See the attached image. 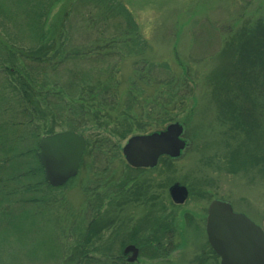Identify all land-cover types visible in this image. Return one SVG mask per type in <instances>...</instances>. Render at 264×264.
Returning a JSON list of instances; mask_svg holds the SVG:
<instances>
[{
	"label": "rangeland",
	"instance_id": "rangeland-1",
	"mask_svg": "<svg viewBox=\"0 0 264 264\" xmlns=\"http://www.w3.org/2000/svg\"><path fill=\"white\" fill-rule=\"evenodd\" d=\"M119 2L129 9L140 35L147 41L150 52L144 58L153 65H166L170 75L175 77L182 76L179 67L184 68L188 72L187 85L179 92L176 90V99L170 102L163 83L172 77L159 72L156 85H162L160 99L153 96L152 88H148L144 96H153L154 102L145 104L147 101L137 96L124 106L133 65L139 60L137 57H111L100 61L95 68L87 67L89 63L80 68L81 71L92 69L101 73L103 65L116 66L113 74L103 75L100 80L110 77L111 81L120 83L123 105L115 112H130L128 117L132 130L124 140L111 133L76 131L86 141V157L82 159L77 177L66 189L38 195L46 204L39 207L42 217L40 223L36 222L34 238V249L38 251L34 250L35 255L30 256L33 259L30 264L48 263V259L43 260V257L52 247L51 241L59 242L63 238L62 247L72 245L80 230L86 229L94 218H98L105 227L103 247L119 256L122 244H132L130 239L138 241L154 229L165 226L163 235L170 241L161 236L164 241H160L159 246L156 243H146L145 246L140 242L142 254L137 264H220L218 257L211 254L206 246L207 207L213 200L224 201L235 213L244 215L264 231V172L258 166L254 167V159L248 156L242 159L245 150L240 152L241 158H230L238 136L233 133L226 136L227 126L219 125L216 111L220 106L211 101V91L215 90L212 77L221 69L219 56L227 41L239 38L232 35H238L244 26L253 24L255 28L264 23V0ZM75 3L76 0H60L49 16L50 23H58L64 12ZM88 11L90 8L85 5L76 12V16L72 13L68 17L72 44L83 52L96 49L98 45L95 43L98 34L93 32V28L81 30V22L88 19L81 16ZM116 23L111 21L109 27L112 29ZM96 31L102 32L101 27ZM240 39V43L248 44V49L254 46L252 35H244ZM99 44L104 45L101 40ZM2 61L0 54V89L12 80L6 79L1 72ZM162 111L167 113V122H162L159 117ZM111 117L114 120L116 116L113 114ZM40 121L39 124L51 126L53 134L69 131L53 122ZM172 124L183 128L182 139L186 147L181 157L165 163L161 161L153 170L136 172L129 169L121 154L127 139L151 134ZM113 128L116 129L115 126ZM44 136L46 131L42 129L39 138ZM105 143L107 150L101 152L106 147ZM247 145L251 148H247L248 152L253 153V148L257 149L252 142ZM175 183L189 192L187 202L181 207L174 206L168 197V189ZM141 230L142 234L134 233ZM20 252L23 251L19 249ZM5 255L13 256L7 258L11 262L9 264H26L24 257L20 256L22 254L18 257L4 253L0 259L6 261ZM55 257L58 259L59 255Z\"/></svg>",
	"mask_w": 264,
	"mask_h": 264
},
{
	"label": "trees",
	"instance_id": "trees-1",
	"mask_svg": "<svg viewBox=\"0 0 264 264\" xmlns=\"http://www.w3.org/2000/svg\"><path fill=\"white\" fill-rule=\"evenodd\" d=\"M59 1L0 0V54L4 60L1 72L6 79H12L0 89V258L4 253L18 257L22 254L26 264L32 263L38 251L34 249L35 226L41 222L39 207L46 204L39 196L45 191L64 190L74 181L58 189L46 183L37 159V144L42 129L46 135L53 134L54 130L39 124L40 120L73 132L95 130L124 140L131 133L132 124L129 111L115 112L123 105L120 83L111 81L110 77L100 80L103 75L113 74L116 66L103 65L101 73L80 68L88 63L87 67L95 68L100 61L111 57H137L124 106L137 96L147 101L145 104L160 99L162 85H156L157 75L159 72L170 75L166 65H153L144 58L150 52L147 41L140 35L129 9L119 0H76L58 23L51 24L49 16ZM85 5L90 11L81 16L88 17L85 23L81 22V30L93 28L98 34L95 41L98 45L83 52L72 44L68 17L72 13L76 16ZM111 21L117 22L112 29ZM98 27L102 32L96 31ZM244 27L238 35H232L239 38H230L231 43L227 41L219 56L222 66L220 73L212 77L215 90L211 91V101L220 106L216 114L219 125L227 126L225 135L238 136L230 158H241L240 152L245 150L242 159L246 156L254 159V167L264 172V23L255 28L253 24ZM244 35L253 36L254 46L250 49L247 43H240ZM100 40L104 45L99 44ZM179 68L182 76L170 75L172 78L163 83L170 102L187 82V70ZM148 88L153 89L154 99L144 96ZM165 112L159 115L162 122L168 121ZM248 142L257 148H253V153L248 152L247 148L251 149ZM104 145L101 152L107 150ZM98 220L92 219L86 229H81L72 245L62 247L60 237L59 242L51 241L53 245L43 257L48 259L46 264H127L122 250L119 256L103 247L105 227ZM164 231L165 226L156 228L150 233V239L132 238L129 243L159 246L155 234L163 236ZM136 232L142 234V230ZM19 249L23 252L19 253ZM7 256L6 261L0 259V264L11 263L7 258L13 256Z\"/></svg>",
	"mask_w": 264,
	"mask_h": 264
},
{
	"label": "water",
	"instance_id": "water-1",
	"mask_svg": "<svg viewBox=\"0 0 264 264\" xmlns=\"http://www.w3.org/2000/svg\"><path fill=\"white\" fill-rule=\"evenodd\" d=\"M182 127L169 125L164 131L130 138L122 148L126 163L134 168H154L160 157L176 159L185 148ZM86 144L83 137L62 132L42 138L38 143L37 158L49 186L58 188L77 175ZM169 195L176 205L187 199V191L174 185ZM206 235L208 243L220 258L221 264H264V233L243 215L232 212L228 204L212 202L207 210ZM134 262L137 251L127 247Z\"/></svg>",
	"mask_w": 264,
	"mask_h": 264
},
{
	"label": "flooded vegetation",
	"instance_id": "flooded-vegetation-1",
	"mask_svg": "<svg viewBox=\"0 0 264 264\" xmlns=\"http://www.w3.org/2000/svg\"><path fill=\"white\" fill-rule=\"evenodd\" d=\"M167 161H174V160L169 159V160H167ZM165 162H166V161H165ZM165 162H164V163H165ZM157 166H158V165H157ZM131 170H133V169H131ZM152 170H153V169H152ZM133 171H136V172H142V171H147V170H133ZM175 184H176V183H175ZM187 191H188V190H187ZM168 197H169L171 203H172L174 206H176V207H181V206H183V205L187 202V200H188V198H189V192H188V196H187V199H186L185 203L182 204V205H176V204L173 203V201H172V199H171V197H170V195H169V191H168ZM210 203H211V202H210ZM210 203H209V204H210ZM208 206H209V205H208ZM205 220H206V218H205ZM204 229H205V227H204ZM161 236H162V235H158L159 241H164V239H163ZM205 236H206V233H205ZM150 237H152V235H151V234H148V235H145L144 239H150ZM163 237L165 238V240L170 241L169 239H167V238L165 237V235H163ZM128 246L134 247L135 250L137 251V257H136V260H135L134 262H132V263H130V262L128 261L129 259H131L132 254H128V255L124 256L123 259H124L125 262L128 263V264H137L138 261H139V259H140V257H141L140 254H142V253H141V250H140L141 248H140L136 243L128 244V245L124 246V248H125V247H128ZM206 246L208 247L209 251L211 250V254H214L213 251H212V249H211V247H210V245H209V243H208L207 236H206ZM124 248L122 249V252H123ZM201 250L203 251V249H201ZM200 252H201V251H200ZM214 255H215V254H214ZM152 256H153V255H152Z\"/></svg>",
	"mask_w": 264,
	"mask_h": 264
}]
</instances>
